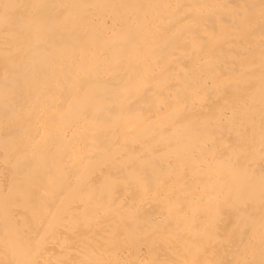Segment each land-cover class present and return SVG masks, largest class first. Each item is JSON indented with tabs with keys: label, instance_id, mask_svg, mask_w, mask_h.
<instances>
[{
	"label": "bare ground",
	"instance_id": "obj_1",
	"mask_svg": "<svg viewBox=\"0 0 264 264\" xmlns=\"http://www.w3.org/2000/svg\"><path fill=\"white\" fill-rule=\"evenodd\" d=\"M0 264H264V0H0Z\"/></svg>",
	"mask_w": 264,
	"mask_h": 264
}]
</instances>
